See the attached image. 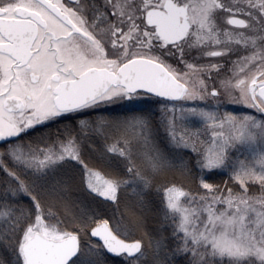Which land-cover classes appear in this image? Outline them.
<instances>
[{
  "label": "snow or ice",
  "instance_id": "obj_1",
  "mask_svg": "<svg viewBox=\"0 0 264 264\" xmlns=\"http://www.w3.org/2000/svg\"><path fill=\"white\" fill-rule=\"evenodd\" d=\"M110 257L264 264V0H0V264Z\"/></svg>",
  "mask_w": 264,
  "mask_h": 264
},
{
  "label": "trees",
  "instance_id": "obj_2",
  "mask_svg": "<svg viewBox=\"0 0 264 264\" xmlns=\"http://www.w3.org/2000/svg\"><path fill=\"white\" fill-rule=\"evenodd\" d=\"M168 175L169 176H172V175H177L178 176L179 174H178V172H176V173L170 172V173H168ZM221 180L227 181L228 180L227 175H224L222 177H217L212 182L219 183ZM189 186L191 188H195L196 187V183L192 182V183H190ZM229 187H231V184H229ZM153 200H154L156 206L159 207L160 196L158 194H154L153 195ZM121 207H123V205H121ZM100 211L103 213V215L97 216V218H96L97 220L110 218V214L114 213V212H117L118 210L115 209L114 206L111 203H108V204H105L104 207L102 209H100ZM148 222H149L150 225H155L158 222V217L150 216ZM92 226H94V225H92ZM110 259L113 260V264H119V258L110 257Z\"/></svg>",
  "mask_w": 264,
  "mask_h": 264
},
{
  "label": "flooded vegetation",
  "instance_id": "obj_3",
  "mask_svg": "<svg viewBox=\"0 0 264 264\" xmlns=\"http://www.w3.org/2000/svg\"><path fill=\"white\" fill-rule=\"evenodd\" d=\"M235 107H238V106H234L233 108H229V110H234Z\"/></svg>",
  "mask_w": 264,
  "mask_h": 264
},
{
  "label": "rangeland",
  "instance_id": "obj_4",
  "mask_svg": "<svg viewBox=\"0 0 264 264\" xmlns=\"http://www.w3.org/2000/svg\"><path fill=\"white\" fill-rule=\"evenodd\" d=\"M230 111H232V110H230Z\"/></svg>",
  "mask_w": 264,
  "mask_h": 264
},
{
  "label": "bare ground",
  "instance_id": "obj_5",
  "mask_svg": "<svg viewBox=\"0 0 264 264\" xmlns=\"http://www.w3.org/2000/svg\"><path fill=\"white\" fill-rule=\"evenodd\" d=\"M95 226V225H94Z\"/></svg>",
  "mask_w": 264,
  "mask_h": 264
}]
</instances>
